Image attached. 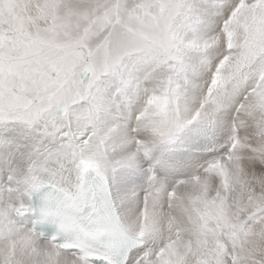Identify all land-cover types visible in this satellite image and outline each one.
<instances>
[{
	"label": "snow or ice",
	"instance_id": "obj_1",
	"mask_svg": "<svg viewBox=\"0 0 264 264\" xmlns=\"http://www.w3.org/2000/svg\"><path fill=\"white\" fill-rule=\"evenodd\" d=\"M0 264H264V0H0Z\"/></svg>",
	"mask_w": 264,
	"mask_h": 264
}]
</instances>
